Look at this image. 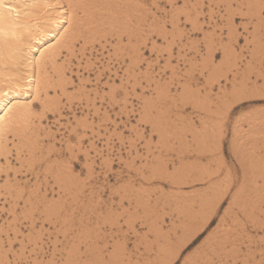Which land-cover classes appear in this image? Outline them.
I'll return each instance as SVG.
<instances>
[{
	"label": "snow or ice",
	"instance_id": "1",
	"mask_svg": "<svg viewBox=\"0 0 264 264\" xmlns=\"http://www.w3.org/2000/svg\"><path fill=\"white\" fill-rule=\"evenodd\" d=\"M60 8L72 26L30 85L34 103L14 119L11 101L0 109V264H264V184L191 256L160 220L181 190L177 111L264 102V0ZM19 15L0 0V35H17Z\"/></svg>",
	"mask_w": 264,
	"mask_h": 264
},
{
	"label": "rangeland",
	"instance_id": "2",
	"mask_svg": "<svg viewBox=\"0 0 264 264\" xmlns=\"http://www.w3.org/2000/svg\"><path fill=\"white\" fill-rule=\"evenodd\" d=\"M3 62L7 68L10 61L4 57ZM11 69L19 73L17 84H22V67L12 66ZM262 104L264 102L256 95L238 98L234 103L224 100L217 104L209 100L206 107L176 113L182 139L178 138L175 157L169 160L181 179V190L161 209V231L174 236L181 251L191 248L190 256L224 224L226 217L236 218L238 209L243 211V206L254 197L258 202L260 186L264 184ZM80 111L83 112V108ZM208 200H214L215 207L205 218L200 210ZM253 214L256 219L250 222L251 231L247 235L259 240V216L255 210Z\"/></svg>",
	"mask_w": 264,
	"mask_h": 264
},
{
	"label": "bare ground",
	"instance_id": "3",
	"mask_svg": "<svg viewBox=\"0 0 264 264\" xmlns=\"http://www.w3.org/2000/svg\"><path fill=\"white\" fill-rule=\"evenodd\" d=\"M62 1L72 3V0H7L10 4L20 5V15L13 30L17 35L10 36L7 30L0 35V109L11 101V109L4 116L5 120L14 119L16 114L29 108L36 99L35 89L30 85L40 79L42 63L50 56L59 55V46L73 20L72 14L60 8L64 5ZM65 15H68L67 20L63 19ZM65 24L69 28L61 31ZM4 57L10 61L7 68ZM12 66L22 67V84H17L19 73L13 71Z\"/></svg>",
	"mask_w": 264,
	"mask_h": 264
}]
</instances>
